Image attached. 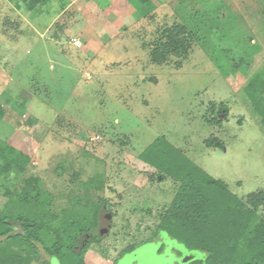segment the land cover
I'll return each instance as SVG.
<instances>
[{
    "label": "rangeland",
    "instance_id": "rangeland-1",
    "mask_svg": "<svg viewBox=\"0 0 264 264\" xmlns=\"http://www.w3.org/2000/svg\"><path fill=\"white\" fill-rule=\"evenodd\" d=\"M177 27L186 54L156 63ZM259 73L264 0H45L33 11L0 0V139L31 159L0 177V209L32 176L51 218L105 201L108 232L87 264L203 259L155 237L179 185L139 155L163 136L245 202L264 193V125L244 92ZM44 260L61 264L44 253L31 264Z\"/></svg>",
    "mask_w": 264,
    "mask_h": 264
},
{
    "label": "trees",
    "instance_id": "trees-1",
    "mask_svg": "<svg viewBox=\"0 0 264 264\" xmlns=\"http://www.w3.org/2000/svg\"><path fill=\"white\" fill-rule=\"evenodd\" d=\"M7 1L19 11H33L45 2ZM181 32L182 28L177 27L166 34L167 43L153 52L156 63L165 62L170 51L186 54L189 43L186 38L178 39ZM244 92L264 125V73L255 75ZM139 159L157 170L162 180L169 178L179 185L161 215L155 237L166 234L188 251L204 255L191 264H264V218L258 214L264 207V193L251 194L249 203L245 202L163 136L154 140ZM30 160L0 139V177L12 171L26 173ZM8 195L10 200L0 209V264L39 262L42 253L59 259L61 264H87L84 257L88 248L99 241L97 229L105 201L90 209L64 210L60 219H55L50 217L49 195L39 178H26L21 190ZM79 215L89 218L86 225L77 223ZM43 263L49 264L47 260Z\"/></svg>",
    "mask_w": 264,
    "mask_h": 264
},
{
    "label": "water",
    "instance_id": "water-1",
    "mask_svg": "<svg viewBox=\"0 0 264 264\" xmlns=\"http://www.w3.org/2000/svg\"><path fill=\"white\" fill-rule=\"evenodd\" d=\"M108 232V229H104L102 232H101V234H104V233H107ZM193 260H195V257H191V258H189V259H184L183 261H182V263H189L190 261H193Z\"/></svg>",
    "mask_w": 264,
    "mask_h": 264
},
{
    "label": "flooded vegetation",
    "instance_id": "flooded-vegetation-1",
    "mask_svg": "<svg viewBox=\"0 0 264 264\" xmlns=\"http://www.w3.org/2000/svg\"><path fill=\"white\" fill-rule=\"evenodd\" d=\"M107 215H105L104 217H103V219L105 220V219H107ZM106 221V220H105ZM107 224V228H110L111 227V224L110 223H106ZM100 225V224H99ZM98 231V234H101V232L103 231V229L102 228H100V229H97Z\"/></svg>",
    "mask_w": 264,
    "mask_h": 264
},
{
    "label": "built area",
    "instance_id": "built-area-1",
    "mask_svg": "<svg viewBox=\"0 0 264 264\" xmlns=\"http://www.w3.org/2000/svg\"><path fill=\"white\" fill-rule=\"evenodd\" d=\"M75 41V40H74ZM76 42V41H75Z\"/></svg>",
    "mask_w": 264,
    "mask_h": 264
}]
</instances>
